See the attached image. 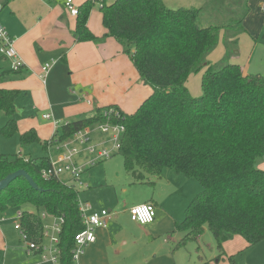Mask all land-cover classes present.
Here are the masks:
<instances>
[{
  "label": "trees",
  "instance_id": "obj_1",
  "mask_svg": "<svg viewBox=\"0 0 264 264\" xmlns=\"http://www.w3.org/2000/svg\"><path fill=\"white\" fill-rule=\"evenodd\" d=\"M246 1L230 2L231 7L225 10V0L177 8L164 0H86L75 16V40L97 39L86 23L98 3L103 36L120 43L151 92L130 114L108 105L91 116L63 123L41 145L46 149L86 126L122 123L125 130L118 153L135 181L160 177L166 169L197 180L202 190L186 206L184 218L174 225V231L183 232L175 249L195 240L205 227L220 254H225L223 243L235 236L243 238L247 247L264 239V169L259 167L264 161V76L244 73L239 64L229 62L243 31ZM207 8L229 13L230 21L202 25L199 21ZM235 13L237 20H233ZM221 30L226 53L220 62L210 63L208 55ZM200 71L201 93L195 96L186 82L191 73ZM15 72H0V82ZM19 93L0 88V117L7 118L0 136L17 132L15 101ZM109 109L114 113H108ZM36 142L40 138L33 128L19 134L23 149ZM47 165L48 156L0 153V180L23 169L37 185L34 188L25 176H16L0 190V212L24 204L33 207L32 212L23 211L21 226L28 239L36 242L43 231L41 213L61 217L59 264H75L74 234L83 229L78 193L60 178H43L41 170ZM228 260L233 264V255Z\"/></svg>",
  "mask_w": 264,
  "mask_h": 264
},
{
  "label": "crops",
  "instance_id": "obj_2",
  "mask_svg": "<svg viewBox=\"0 0 264 264\" xmlns=\"http://www.w3.org/2000/svg\"><path fill=\"white\" fill-rule=\"evenodd\" d=\"M73 1L79 6L86 0ZM103 1L111 3L114 0ZM205 1L197 0L195 5L187 3L171 6L164 0L168 6L174 8L200 6ZM246 4L248 12L241 22L243 31L237 37V47L233 53L238 54L239 43H242L245 38L250 45L247 50L248 56L244 61L241 58L237 60L236 57L230 56L229 62L239 64L244 73H258L264 76V72L248 70V63H250L257 44H264V38L260 39L261 36L264 37V0H247ZM0 7V23L14 39V47L24 62V66L16 71L18 73L15 72L14 76L7 77L0 82V88L15 89L20 92L15 105L17 124L23 128L21 133L33 128L39 138L47 141L56 134L58 129V123H55L54 117L71 121L91 116L95 112L88 115L85 113L98 102L105 100L108 101L107 103H122L118 93L121 82L122 80L126 82L127 75L133 76L137 83L139 76L135 73L131 61L127 60L120 43L112 37L103 36L105 28L102 25L98 3L91 9L86 23L87 28L98 38L89 41L75 40V17L68 14L64 0H0ZM52 60L54 63L51 68L44 78H41L42 65ZM6 70H10L9 63L0 56V72ZM138 83H141L140 79ZM114 105L120 108L117 103ZM44 114H50V118H43ZM18 117L19 120H17ZM44 119L50 123L41 121ZM39 121L44 123L41 124ZM259 167L264 169V161L259 164ZM82 174L81 181L83 182ZM162 178L163 174L153 178V181L147 179L130 183L140 186L141 191L146 194V198H143L145 200L138 204L151 202L155 207V217L151 223L141 225L131 219V222L128 221V224L143 236L134 237L130 234L126 237L119 232L120 224H114L108 218L105 227L96 229L95 242L85 247L83 254L75 264H111L109 250L117 244L116 240L122 243L117 244L118 247H126L129 243L134 245L145 236L154 237L155 247L151 252L150 260L149 258L141 259L143 264H202L205 262L212 264L201 255L204 253L201 250L203 233L197 239L181 247L183 249L188 244H192L188 246L189 250L185 251H180L182 250L180 248L175 249L176 244L171 249V247H164L160 242L164 233H167V240L173 239L174 243H177L183 236V232L174 231L175 222L180 221V218L178 214L173 213V205H170L164 198L162 190L166 187L158 190L162 184ZM87 179L89 181L91 178L87 177ZM181 184L186 183L181 182ZM71 185L75 188L73 184ZM76 186L79 188V191L75 188L78 199L89 202L87 199H82L79 194L91 186L85 182ZM120 187L123 192H126L124 185ZM95 202L108 207H116L107 198H99ZM91 205L96 210L102 209ZM131 206V204H124L118 212L127 214ZM106 210L111 216V209ZM5 212H0V264H34L39 260V255L27 253L25 243L21 242L19 230L14 228V220L12 223L7 222L12 215H6ZM167 240L163 238V241ZM246 245L245 240L239 236L224 242L225 259L223 262L219 259L215 264H230L229 255L234 256L239 251L252 249L251 246ZM118 252L120 249L116 250V253Z\"/></svg>",
  "mask_w": 264,
  "mask_h": 264
},
{
  "label": "rangeland",
  "instance_id": "obj_3",
  "mask_svg": "<svg viewBox=\"0 0 264 264\" xmlns=\"http://www.w3.org/2000/svg\"><path fill=\"white\" fill-rule=\"evenodd\" d=\"M168 4H171V6H178V5H186L187 3L194 4L197 0H166ZM204 0H202L203 2ZM209 0H207L208 2ZM230 2H232L234 5L238 4V0H225L224 2V9L227 10V8L231 7ZM226 3V4H225ZM195 5V4H194ZM228 5V6H227ZM95 6V5H94ZM199 6V5H198ZM236 14V19H238V13ZM230 14H224V13H218L217 10H213L212 8H207L203 10L202 16L200 18V21L202 25H207L212 22L216 23H224L230 21ZM224 31H220V37L218 40L217 45L215 48L209 53L208 55V61L210 63H218L222 60L223 56L225 55V47H224ZM229 34L232 33V31L228 32ZM244 37V36H243ZM264 38L263 36L260 37V39ZM251 44V43H250ZM248 41L243 38V42L239 43V50L238 54H231L230 56H234L237 58V60H245L248 56L247 50L249 49ZM229 51L230 48H229ZM124 53V52H123ZM125 54V53H124ZM126 55V54H125ZM127 56V60L130 62V59ZM134 69V68H133ZM248 70L255 72L256 70L264 72V44H257L256 49L254 50L253 56L250 59V63H248ZM136 74V69L134 70ZM201 72L197 73H191L187 79L186 86L191 94L193 95H199L201 93L200 91V78H201ZM127 73V71H125ZM138 77V76H137ZM135 83V80L133 79V76L127 75L126 82L125 80H122L120 92L118 93L121 96L122 103H117L120 105V109L122 111L130 114L136 110V108L139 106V104L142 102V100L147 97L150 92L151 88L149 85L144 83ZM124 84L125 87H124ZM122 91V93H121ZM88 98V97H87ZM86 98V99H87ZM85 100V99H84ZM139 101V103H136V101ZM108 101H101L94 105L93 107H90L88 112L85 114L88 115L91 112L94 113L97 110H104L109 104L114 105L115 103H107ZM6 117L1 116L0 117V127H2L6 122ZM19 120V117L18 119ZM68 119H59V117H54L55 123H58V129L61 127L63 123H65ZM46 122V120H41ZM39 121V123H44ZM51 123H53V120L50 119ZM50 123V122H46ZM19 124H17V132L10 136H0V153L1 154H21L26 157H33V158H39L44 156L52 155L53 157L57 153L55 150V144L49 146L48 148L44 149L41 145V143L44 141L40 138V142H36L29 146L26 149H23L20 147L19 144V134L21 133V129L18 128ZM93 137L98 139L99 141L106 142L107 145H110L108 142V137L105 135L100 134L97 130L93 132ZM72 145L76 148V152L73 154V160L79 164L82 165L83 168H85V171L82 174L83 182L87 183V185L91 186L87 190H82L79 194V196L82 199H87L95 208H105V209H111V216L109 217V221L114 222V224H120L119 232L126 235V237H129L130 234L134 237L143 236L140 234V232L132 228L128 221L131 222L129 213L125 214L123 212H118L122 205L124 204H131L136 205L142 201H144L146 198L145 193L141 191L140 186L138 185H131L130 183H135V181L130 173H128L124 168L123 158L118 153V151H115L112 156H110L107 159L102 160V162H97L98 164L90 165L88 159L90 158L89 155H87L85 151V146L78 144L76 141L71 140ZM88 161V162H87ZM87 177L91 178L89 181ZM153 178L157 177H151L149 176L147 179H150L153 181ZM60 179L63 182H68V178L65 175H61ZM181 182L186 184H181ZM161 186L158 190L162 189V187H166L162 190L164 198L167 200V202L170 203V205H173V213L175 215H179L180 220L184 218L185 208L192 200L193 197H195L201 190L202 187L200 183L197 180L191 179V178H184L183 176H176L171 172L170 170L166 169L163 172V178L161 181ZM77 184H74L75 188L78 190ZM124 185L126 187V192H123L121 187ZM79 191V190H78ZM94 198V199H93ZM101 198H107L109 199L116 207H108L107 205L96 203L97 199ZM176 202V203H175ZM175 203V204H174ZM102 206V207H101ZM31 210L34 211V208L24 204L20 205L18 207L14 208H8L5 212L6 215H12L9 219H7V222L12 223L14 220L13 215L17 211H27ZM12 217V218H11ZM44 225H51L54 221L50 217H45L42 219ZM110 227V226H109ZM204 236L201 238V250L204 252L203 255L210 263L215 264L217 260H223L225 259V254H220L219 251L216 248L215 240L211 234V232L205 227L204 232H202ZM167 233H164L163 236L160 238V242L164 247H171L173 248L174 244L176 242H173L172 240H167L166 237ZM165 237V240L163 241V238ZM199 237V236H198ZM197 237V238H198ZM196 238V239H197ZM264 240V239H263ZM262 240V241H263ZM23 240L21 239V242ZM261 242V241H260ZM116 243L118 245L122 244L121 242H118L116 240ZM23 244V243H22ZM115 244L114 247H111L109 250L110 255V262L111 264H143L141 263L142 258H149L151 259V252L154 250L155 243H154V237H148L145 236L143 239H139L138 242H136L134 245L129 243L126 247H118V245ZM257 244V245H256ZM252 245V249L247 248L243 251H239L236 255L233 256V264H264V241L261 243H256ZM192 245V244H188ZM188 246L185 248H180L185 251L186 249L189 250ZM120 249V252L116 253V250ZM220 254V255H219Z\"/></svg>",
  "mask_w": 264,
  "mask_h": 264
},
{
  "label": "built area",
  "instance_id": "obj_4",
  "mask_svg": "<svg viewBox=\"0 0 264 264\" xmlns=\"http://www.w3.org/2000/svg\"><path fill=\"white\" fill-rule=\"evenodd\" d=\"M64 6L70 16L75 17L78 14V6L73 0H64ZM1 10V7H0ZM0 56L9 63V69L17 71L24 66V62L14 47V39L9 35L6 28L0 23ZM54 60L47 62L41 67V78L47 74ZM108 113H114L112 109ZM117 115V114H116ZM43 118L49 119L50 114H44ZM97 130L100 134L108 137L107 145L104 141H99L93 137V132ZM125 126L122 123L106 121L103 123L86 126L77 131L73 136L61 142L55 143L56 154L48 156V165L41 170V176L45 179L60 178L61 175H67V184L82 185L81 174L84 170L82 165L73 160V154L77 151L72 145L71 140L85 146L90 165L109 158L119 149V142ZM49 147V146H48ZM87 161V162H88ZM79 214L82 220L83 229L74 234V248L72 250V260L78 261L83 254L86 246L96 240L95 231L97 228L105 227L110 216V212L104 208L94 209L89 202L77 200ZM129 217L141 225L151 223L155 217V207L151 202L132 205L128 209ZM23 211H17L14 216V228L18 229L21 239L26 245L27 253H37L39 260L34 264H59V243L60 232L63 219L61 217L48 216L41 213V218L50 217L53 223L43 225V231L40 241L36 242L28 239L27 234L21 226V217Z\"/></svg>",
  "mask_w": 264,
  "mask_h": 264
},
{
  "label": "water",
  "instance_id": "obj_5",
  "mask_svg": "<svg viewBox=\"0 0 264 264\" xmlns=\"http://www.w3.org/2000/svg\"><path fill=\"white\" fill-rule=\"evenodd\" d=\"M18 175H23L26 177V179L29 181V183L36 188L37 185L33 182V180L31 179V177L23 170V169H18L16 171H14L13 173L8 174L7 176H5L3 179L0 180V190H2L3 188H5L8 183L13 180L16 176Z\"/></svg>",
  "mask_w": 264,
  "mask_h": 264
}]
</instances>
